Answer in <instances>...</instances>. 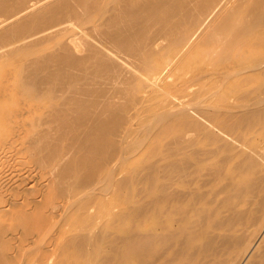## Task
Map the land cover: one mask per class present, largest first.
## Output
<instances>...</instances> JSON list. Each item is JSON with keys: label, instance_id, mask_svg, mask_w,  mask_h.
I'll return each instance as SVG.
<instances>
[{"label": "bare ground", "instance_id": "bare-ground-1", "mask_svg": "<svg viewBox=\"0 0 264 264\" xmlns=\"http://www.w3.org/2000/svg\"><path fill=\"white\" fill-rule=\"evenodd\" d=\"M0 145V264H264V0H0Z\"/></svg>", "mask_w": 264, "mask_h": 264}, {"label": "rangeland", "instance_id": "rangeland-1", "mask_svg": "<svg viewBox=\"0 0 264 264\" xmlns=\"http://www.w3.org/2000/svg\"><path fill=\"white\" fill-rule=\"evenodd\" d=\"M1 146V145H0ZM1 151V150H0ZM19 157H21V159L18 157V159L20 160H18V159H15V161H14V163H16V164H18V165H20V167H25V166H27V167H30V165H32L34 162V158L33 157H30L29 155H23L22 153H20V154H17ZM27 159V160H26ZM17 161V162H16ZM0 164H1V162H0ZM29 165V166H28ZM1 166V165H0ZM0 170H1V168H0ZM119 201H120V198L118 197V198H116L115 199V202H117V203H119Z\"/></svg>", "mask_w": 264, "mask_h": 264}]
</instances>
